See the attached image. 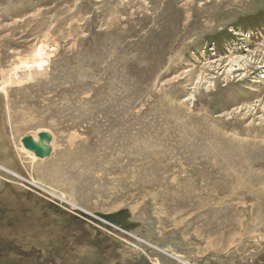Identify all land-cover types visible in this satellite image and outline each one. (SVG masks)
<instances>
[{
  "label": "rangeland",
  "instance_id": "374dc122",
  "mask_svg": "<svg viewBox=\"0 0 264 264\" xmlns=\"http://www.w3.org/2000/svg\"><path fill=\"white\" fill-rule=\"evenodd\" d=\"M0 264H264V0H0Z\"/></svg>",
  "mask_w": 264,
  "mask_h": 264
},
{
  "label": "water",
  "instance_id": "95a60500",
  "mask_svg": "<svg viewBox=\"0 0 264 264\" xmlns=\"http://www.w3.org/2000/svg\"><path fill=\"white\" fill-rule=\"evenodd\" d=\"M51 139L52 136L48 132L40 131L37 133V140H35L31 134H27L20 139V142L25 149L31 151L36 157L43 158L49 156L51 153V146L48 145ZM32 187L40 190V188L34 185H32ZM60 204L61 206H64L65 208L69 209L71 212L80 215H86L88 218H94L95 216H97L99 218L97 220L101 222H105L106 224L105 227L108 228L111 225L117 227L115 228L116 232H118L120 229L129 230L135 227V224L127 223L125 221L129 216L127 210H121L116 213H109V214H101L98 212L91 214L80 208L70 209V206L65 205L64 203H60Z\"/></svg>",
  "mask_w": 264,
  "mask_h": 264
},
{
  "label": "bare ground",
  "instance_id": "6f19581e",
  "mask_svg": "<svg viewBox=\"0 0 264 264\" xmlns=\"http://www.w3.org/2000/svg\"><path fill=\"white\" fill-rule=\"evenodd\" d=\"M44 46L45 45H43V44H40L39 45V51H38V53L34 56V57H32V61L33 62H30V61H22L21 63H22V66L24 67V69H21V70H18V69H16V70H18L17 72H15L14 74H17V76H16V78L17 79H19V81H22V80H26V79H29V78H31V76H32V73H33V71H41V70H43V69H45V48H44ZM31 63H33V64H31ZM14 70V69H13ZM15 70V71H16ZM28 70V71H27ZM12 74V73H11ZM12 76V75H11ZM33 78V77H32ZM19 81L17 82V83H19ZM13 83H16V82H14L13 81ZM33 136V138L35 139V140H37V134H34V135H32ZM48 145H50V142H49V144ZM52 150V149H51ZM26 151V153L31 157V158H35L36 156L31 152V151H27V150H25ZM2 168H4V167H2ZM6 169V168H5ZM7 171H9V170H7ZM10 173H12L11 171H10ZM17 173H13V175H16ZM18 175V174H17ZM28 182H30L31 184H33V185H35V186H37L38 188L39 187H43V186H40V185H38L36 182H35V179H33V178H31V179H26ZM58 196H60V198H58V199H61L60 201H65V202H67V203H69L70 205H73V206H76V207H78L74 202H72V201H70L69 199H67V198H65L63 195H58ZM78 208H80V207H78ZM82 209V208H81Z\"/></svg>",
  "mask_w": 264,
  "mask_h": 264
},
{
  "label": "flooded vegetation",
  "instance_id": "af4514ba",
  "mask_svg": "<svg viewBox=\"0 0 264 264\" xmlns=\"http://www.w3.org/2000/svg\"><path fill=\"white\" fill-rule=\"evenodd\" d=\"M21 180H23V179H21ZM6 185H8V186H9V184H6ZM9 187H10V186H9ZM26 190H27V189H26ZM26 192H27V191H26ZM29 192H30V190H28V192H27V193H29ZM17 200H18V201H20V199H18V198H17Z\"/></svg>",
  "mask_w": 264,
  "mask_h": 264
}]
</instances>
